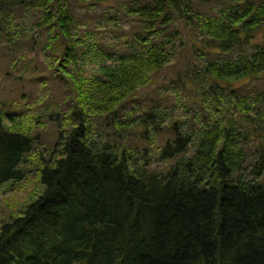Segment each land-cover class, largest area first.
<instances>
[{
  "label": "trees",
  "instance_id": "trees-1",
  "mask_svg": "<svg viewBox=\"0 0 264 264\" xmlns=\"http://www.w3.org/2000/svg\"><path fill=\"white\" fill-rule=\"evenodd\" d=\"M0 51V188L57 138L0 264H264V0H0Z\"/></svg>",
  "mask_w": 264,
  "mask_h": 264
},
{
  "label": "rangeland",
  "instance_id": "rangeland-1",
  "mask_svg": "<svg viewBox=\"0 0 264 264\" xmlns=\"http://www.w3.org/2000/svg\"><path fill=\"white\" fill-rule=\"evenodd\" d=\"M258 39H260V35H258ZM2 51H0V61L2 58ZM42 63L43 61L40 59L38 63ZM30 62L27 61V64ZM2 64V62H0ZM3 69L0 66V89L5 87L4 81L7 83L10 80L4 76L2 71ZM30 76L25 74L23 80L29 82ZM160 82L162 81V77H159ZM26 82H23V85H28ZM33 84V83H32ZM30 83L29 86L25 90L28 92L36 93L41 92L42 87L32 85ZM23 85L13 86V90L15 92L21 88ZM47 90V89H46ZM48 95V94H47ZM38 113L35 111L27 115V117L34 116V114ZM28 123V122H26ZM29 124V123H28ZM33 125V124H31ZM40 138H42L43 143L42 145L35 147V152L28 155L26 162L22 164L20 167L22 172L25 174L24 178L19 181H13L3 184L0 188V227L5 221H9L12 216H16L25 206L26 204L37 195V193L42 188L41 183L39 182L38 177V166L40 165L41 161V153L45 152L44 148L52 147L53 143L56 141V129L51 125L47 124V127L44 130L40 131ZM156 167V166H155ZM159 168L163 169V166H158Z\"/></svg>",
  "mask_w": 264,
  "mask_h": 264
}]
</instances>
